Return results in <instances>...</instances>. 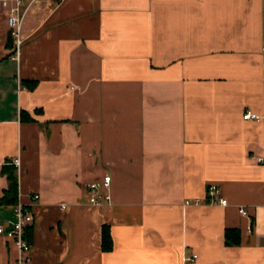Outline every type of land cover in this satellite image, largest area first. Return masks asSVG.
Masks as SVG:
<instances>
[{"label": "crops", "instance_id": "1", "mask_svg": "<svg viewBox=\"0 0 264 264\" xmlns=\"http://www.w3.org/2000/svg\"><path fill=\"white\" fill-rule=\"evenodd\" d=\"M21 8L15 59L0 0V197L19 158L28 264H264V0ZM105 175L113 202L93 205L89 184ZM212 183L227 206L208 203ZM14 206H0L5 228ZM0 264H18L3 235Z\"/></svg>", "mask_w": 264, "mask_h": 264}, {"label": "built area", "instance_id": "2", "mask_svg": "<svg viewBox=\"0 0 264 264\" xmlns=\"http://www.w3.org/2000/svg\"><path fill=\"white\" fill-rule=\"evenodd\" d=\"M34 0H2V5L8 10V29L10 37L13 41L14 58L20 59L22 47L25 42L23 36V24L27 9H22V3L28 2L31 4ZM244 119H260V116L248 111L244 114ZM14 165L18 168L20 166V159L14 160ZM112 177L105 175L102 179L96 180L89 184L91 190L90 203L101 206L105 204H112L111 194ZM40 196L35 194L32 196L33 200H38ZM206 198L210 204H219L222 206L228 205V200L222 195V190L217 184H210L207 188ZM196 204L201 201L197 200ZM189 202H186L188 205ZM66 206L63 205V208ZM16 220L12 223L10 228H5L0 224V235L13 241V244L18 252V264H28L31 259L32 246L25 237L26 228L34 221V214L30 207L18 202L14 206ZM239 212L244 216H249L248 210L244 207L239 208ZM198 259L197 254L192 256L185 255L183 257L184 264H195Z\"/></svg>", "mask_w": 264, "mask_h": 264}, {"label": "trees", "instance_id": "3", "mask_svg": "<svg viewBox=\"0 0 264 264\" xmlns=\"http://www.w3.org/2000/svg\"><path fill=\"white\" fill-rule=\"evenodd\" d=\"M10 41L13 43L11 37ZM2 174L8 180V187L4 190L0 197V206L17 205L19 202V182L17 170L10 162L3 165ZM225 239L228 245H238L240 243V232L237 229H226ZM113 240L111 231L108 226H103L102 229V249L104 252L113 249Z\"/></svg>", "mask_w": 264, "mask_h": 264}]
</instances>
